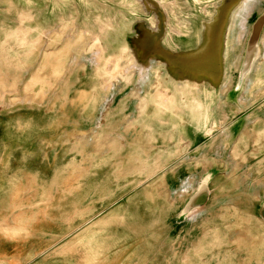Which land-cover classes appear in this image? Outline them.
<instances>
[{"label":"crops","instance_id":"obj_1","mask_svg":"<svg viewBox=\"0 0 264 264\" xmlns=\"http://www.w3.org/2000/svg\"><path fill=\"white\" fill-rule=\"evenodd\" d=\"M43 95L46 100L34 99L27 108L17 105L15 121L9 119L13 111L0 110V264H68L57 262L61 250L62 256L83 257L84 264H168L171 255L175 264H194L180 258L194 250H185L189 224L179 217L184 199L172 191L185 176L200 175V151L188 157L178 128L170 136L161 121L132 119L130 94L103 113L100 89L53 88ZM238 144L223 162L210 157L209 166L229 178L228 187L212 190L226 199H246L252 192L261 197L264 140L255 155L242 150L243 140ZM244 167L254 181L240 189L237 175ZM68 203L58 216L57 205ZM217 205L212 199L211 207ZM137 207L153 216L136 214ZM31 217L39 220L26 227ZM251 222V231L261 225L264 241V221ZM148 223L154 236L138 249L134 230ZM218 232L226 239L229 231ZM170 241L180 247L170 252Z\"/></svg>","mask_w":264,"mask_h":264},{"label":"water","instance_id":"obj_2","mask_svg":"<svg viewBox=\"0 0 264 264\" xmlns=\"http://www.w3.org/2000/svg\"><path fill=\"white\" fill-rule=\"evenodd\" d=\"M140 1L147 16L135 21L132 26V36L128 39L132 58L127 52L124 61H107L110 71L105 72L109 68L104 67L100 52L92 51L84 73H73L69 77L68 73L72 69L69 67L70 61L65 66L61 64V68L55 65L49 72H45L48 81L55 78L47 85L49 88H40L39 91L36 89L38 81L32 80L27 86V96L34 97L33 100L35 97L39 99L49 90L59 88L56 84L63 80V84L68 87L103 91L100 108L103 113L107 108H117L119 102L129 98L130 94L132 104L129 112L132 119L161 121L168 127L170 136L178 128L186 151L190 152L188 157L199 151L202 154L200 175L185 176L172 191L174 196L184 199L179 217L193 225L197 222V213L202 209H216L211 207L214 194L212 189L217 178L222 176V170L209 166L210 157H217L223 162L225 154L231 150L236 151L241 140L245 145L242 150L255 155L264 140V0H196L199 1L197 4L206 1L201 8L204 20L195 29L196 36L188 39L185 44L174 38L184 37V24L176 21L178 24L175 26L183 34H177L175 29L172 33L169 11L160 0ZM252 2L255 4L246 20L249 33L240 39L243 30L241 19L236 21L235 17L244 5ZM136 12L144 15L140 10ZM69 25L64 22L62 28H69ZM169 32L173 37L167 39ZM232 38H235L233 42ZM10 39L7 38L4 45ZM100 46L103 47L101 40ZM91 48L99 47L93 45ZM237 51L241 55L231 59V53L237 55ZM115 64L121 67L125 76H117L115 73L111 77L110 73L116 69ZM134 64L137 70L126 75L125 69L130 66L132 69ZM90 68L93 70L91 77ZM235 68L238 69L236 72ZM122 82L132 83L122 87ZM105 88L108 90L105 91ZM118 92L122 94L118 96ZM196 109L206 114V124L194 121ZM253 135L257 136V140H253L251 148L250 138ZM212 143H216V148L210 150ZM258 200L256 217L264 221V195L258 196Z\"/></svg>","mask_w":264,"mask_h":264},{"label":"rangeland","instance_id":"obj_3","mask_svg":"<svg viewBox=\"0 0 264 264\" xmlns=\"http://www.w3.org/2000/svg\"><path fill=\"white\" fill-rule=\"evenodd\" d=\"M160 1L169 11V24L172 33L178 24L176 21L184 24V28H182L184 37H174L175 40L185 44L188 39L195 37V29L199 28L204 20L201 8L208 0L198 4L199 1L196 0ZM139 10L144 15L136 12ZM145 16L147 15L143 11L140 0H0V110L13 111L19 104L23 105L19 108H27L33 104L34 97L27 96L28 84L33 80L38 81L36 89L39 91L40 88H49L47 85H50V82H53L55 78L52 77L48 81L45 72H49V69L55 65L57 68H61L70 61L69 67L72 69L68 73L69 77H72L73 73H84L92 53L90 51H99V48H93V50L91 48L95 45L94 40L98 47H100L101 40L103 47H101L102 51H99L101 53L99 56L104 61V67L108 66V59H121L122 51L125 48L128 49L127 52L132 58V48L128 44V39L132 36V26L135 21L145 19ZM64 22L70 24L69 28H62ZM172 33L169 32L167 39L173 37ZM7 38H11L10 42L4 45ZM234 39H231L232 42ZM170 44L172 43L170 42ZM234 53H231V59L234 56L236 59L241 55L239 51L236 52L237 55H233ZM125 66L129 65L125 64ZM108 68L105 72L110 71V66ZM132 68L135 70V65H132ZM237 70L235 68V72ZM92 72L93 70L90 68V77ZM63 82L61 80L56 84V87H59L57 89L68 87ZM122 83H124L122 87L123 85L125 87L130 86L132 82ZM37 98L35 97V99ZM41 98L43 101L47 99V96L43 95L39 99ZM15 112H9L14 115L9 117L10 120L15 121ZM186 121L189 122L188 117H186ZM255 139L257 140V136L254 135L250 138L251 148H253ZM252 176V170L246 171L245 167L240 171V174L237 175L240 189L252 185V181H254ZM228 181L229 178L226 175L220 176L214 186L218 189L220 186H226ZM152 183L150 181L148 185H152ZM187 195L186 193L185 199H187ZM221 197L219 191L215 192L212 199L218 202L216 209L209 207L202 209L197 213V222L193 225H186L185 232L188 233L186 234L185 250L193 249L194 254L181 255L180 258L187 260L186 263L189 260L193 261L194 264H264V241L260 239L258 233L261 225L255 224L256 228L253 231L250 230L253 226L251 219L257 216L258 211L257 192L250 193L246 199ZM15 199L12 193H9V202L16 204ZM222 199L226 200L222 201ZM146 200L148 201L147 197ZM59 203H64V200H60ZM68 205L69 203L57 205L58 216L65 211L64 207H68ZM140 207H137L139 211L136 214H140L144 218L149 215L153 216L152 213H149L151 209L148 211ZM236 210L239 212H235ZM229 212L231 217L229 220L223 221L224 215L226 216ZM38 218L25 219L26 227L29 221H38ZM140 226L137 225V230H134L136 231V247L138 249L149 243L147 237L154 236L152 231L147 229V227H151L149 223L147 226L143 225L144 229H140ZM193 228L194 230H192ZM172 229H175V226ZM224 230L229 231L226 239L224 238L225 234L218 232H224ZM192 231L194 232L192 233ZM26 235H28L27 232ZM173 242L175 241H170L168 245L170 252L174 246L175 249L180 247ZM74 248L76 250V247ZM62 251L57 253V262L66 260L68 264L85 263L86 259L77 257V255L76 257L62 256ZM175 261L176 259L172 255L167 257L168 264H175ZM148 264H156V262L152 261Z\"/></svg>","mask_w":264,"mask_h":264},{"label":"bare ground","instance_id":"obj_4","mask_svg":"<svg viewBox=\"0 0 264 264\" xmlns=\"http://www.w3.org/2000/svg\"><path fill=\"white\" fill-rule=\"evenodd\" d=\"M254 4H255V2H252V3H250V4H246V5H244L239 11H238V13H237V15H236V17H235V20L236 21H238L239 20V18L241 19L240 20V23H241V26H242V31H241V33H240V39H242L244 36H248V33H249V27L247 28V26H246V20H247V15L250 13V11H252V9H253V7H254ZM165 10H166V12H167V14H168V11H167V9L165 8ZM152 24H154V22L152 21ZM175 31H176V33L177 34H183L182 33V31H180V30H177V29H175ZM97 36V35H96ZM95 45H96V42L94 43ZM97 46V45H96ZM127 50L128 49H124L123 51H122V54H123V56L121 57V59H117V58H113V59H109L108 61L109 62H118V61H124L125 59V57L127 56ZM99 51L101 52L102 50H101V46L99 47ZM90 52H92V51H90ZM121 54V55H122ZM120 55V56H121ZM127 61V60H126ZM135 65V64H134ZM115 67H116V69L114 70V71H112L111 73H110V75H111V77H112V75H114L115 73H117V75H120V73L122 72V74L124 75V71H121V67L120 66H117L116 64H115ZM135 70H137V66L135 65ZM131 71H134L133 70V68L131 69V66H130V68H127V69H125V73H126V75H130V73H132ZM125 76V75H124ZM123 80H125L126 81V78L125 77H123ZM108 90V88H105V91H107ZM99 99H101V98H99ZM193 110V109H192ZM198 110L199 109H196L195 110V112H196V116H195V118H194V121L196 120V121H198L199 120V123L202 125V124H204V122H205V124H206V114H203V112H198ZM201 113V114H200ZM213 127H214V125H213ZM210 130H212V129H210ZM209 133H211V132H209Z\"/></svg>","mask_w":264,"mask_h":264}]
</instances>
